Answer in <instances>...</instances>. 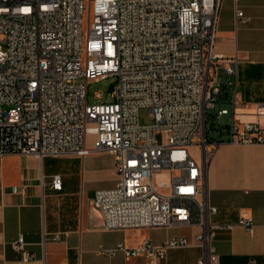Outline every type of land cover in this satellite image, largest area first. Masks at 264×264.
I'll return each mask as SVG.
<instances>
[{
    "label": "built area",
    "instance_id": "obj_1",
    "mask_svg": "<svg viewBox=\"0 0 264 264\" xmlns=\"http://www.w3.org/2000/svg\"><path fill=\"white\" fill-rule=\"evenodd\" d=\"M221 3L0 0V157L110 153L116 185L98 190L94 200L105 229L197 225L195 245L205 249L197 264H227L212 241L217 229L233 224L212 221L218 209L205 185L206 164L224 141L264 145V129L237 118L240 58L214 51ZM236 17L247 21L239 9ZM110 77L109 91L90 103L89 85ZM141 108L151 110L153 125H140ZM256 108V116H264V102ZM51 187L62 190L60 175L52 176ZM238 224L254 227L249 217ZM192 245L175 237L103 253L157 264L168 250ZM14 248L30 258L22 236Z\"/></svg>",
    "mask_w": 264,
    "mask_h": 264
},
{
    "label": "crops",
    "instance_id": "obj_2",
    "mask_svg": "<svg viewBox=\"0 0 264 264\" xmlns=\"http://www.w3.org/2000/svg\"><path fill=\"white\" fill-rule=\"evenodd\" d=\"M237 9L247 21L237 19ZM214 51L240 58L237 118L259 121L264 129V116H256L257 104L264 102V0H222ZM232 92L229 86L228 94ZM54 175L62 178L61 191L51 187ZM117 179L115 156L107 152L0 157V264H151L146 257L126 260L121 251L103 250L119 244L133 248L147 240L162 245L175 237H186L193 245L168 250L157 264H197L205 255V249L195 245L200 226L104 228L95 195L114 188ZM205 185L218 209L213 223L233 224L217 229L212 241L220 260L242 264L255 258L264 264V145L219 143L206 164ZM241 217L253 219L251 231L238 224ZM55 235H61L60 240L53 239ZM20 236L29 259L14 248Z\"/></svg>",
    "mask_w": 264,
    "mask_h": 264
},
{
    "label": "rangeland",
    "instance_id": "obj_3",
    "mask_svg": "<svg viewBox=\"0 0 264 264\" xmlns=\"http://www.w3.org/2000/svg\"><path fill=\"white\" fill-rule=\"evenodd\" d=\"M87 19V17H86ZM115 79L110 77V78H106V79H101L99 81H94L92 82L89 87H88V93H89V102L90 103H94V102H100V101H96L94 99V96L97 92H104L107 93L111 87V85L114 83ZM108 97L107 95H105V98L103 101H108ZM223 107L231 110V105L228 103H224ZM223 122L228 121L227 117H224L222 119ZM139 122L141 126H149V125H153L155 123V119L154 116L152 115V112L149 108H141L139 111ZM211 121H209L208 123V131L209 133L211 132ZM92 141H93V137L89 136L88 137V142L87 145L90 147L92 145Z\"/></svg>",
    "mask_w": 264,
    "mask_h": 264
}]
</instances>
